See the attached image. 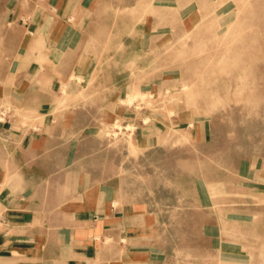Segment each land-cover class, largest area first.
I'll return each instance as SVG.
<instances>
[{
    "label": "rangeland",
    "instance_id": "374dc122",
    "mask_svg": "<svg viewBox=\"0 0 264 264\" xmlns=\"http://www.w3.org/2000/svg\"><path fill=\"white\" fill-rule=\"evenodd\" d=\"M32 1L0 0V39L43 67L39 37L12 22ZM90 9L87 54L57 92V110H75L68 142L30 169L52 176L33 185L65 192L78 176L147 212L142 241L165 264H264V0Z\"/></svg>",
    "mask_w": 264,
    "mask_h": 264
},
{
    "label": "crops",
    "instance_id": "0c3cea01",
    "mask_svg": "<svg viewBox=\"0 0 264 264\" xmlns=\"http://www.w3.org/2000/svg\"><path fill=\"white\" fill-rule=\"evenodd\" d=\"M95 1L33 0L22 16L16 5L11 8L12 22L42 42L44 66L31 57L21 61L13 36L0 39V264H165L155 246L142 241L147 212L118 204L110 192L82 187L78 176L65 192L33 185L37 177L50 183L52 176L30 169L53 162L49 157L68 142L57 139L72 129L65 124L75 110L58 111L57 92L62 73L79 72L87 54L84 24L94 21L89 13ZM35 69L45 82L33 77Z\"/></svg>",
    "mask_w": 264,
    "mask_h": 264
}]
</instances>
